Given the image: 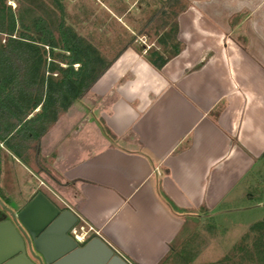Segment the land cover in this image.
<instances>
[{"label":"crops","instance_id":"crops-1","mask_svg":"<svg viewBox=\"0 0 264 264\" xmlns=\"http://www.w3.org/2000/svg\"><path fill=\"white\" fill-rule=\"evenodd\" d=\"M181 1L178 53L154 69L124 46L92 94L109 97L112 138L77 139L57 164L68 210L128 264H160L180 233L182 261L205 264L192 214L264 209V0Z\"/></svg>","mask_w":264,"mask_h":264},{"label":"trees","instance_id":"trees-1","mask_svg":"<svg viewBox=\"0 0 264 264\" xmlns=\"http://www.w3.org/2000/svg\"><path fill=\"white\" fill-rule=\"evenodd\" d=\"M5 2L0 0V144L26 166L30 144L47 132L112 60H106L96 46L66 23L58 0H51V5L42 0H19L13 10ZM159 2L156 44L143 54L154 69H160L181 48L176 39V16L184 3ZM103 133L112 138L107 130ZM162 199L169 210L177 212L168 199ZM249 230L256 233L249 249L254 258L249 263L264 264V219ZM238 246L241 255L248 250Z\"/></svg>","mask_w":264,"mask_h":264},{"label":"rangeland","instance_id":"rangeland-1","mask_svg":"<svg viewBox=\"0 0 264 264\" xmlns=\"http://www.w3.org/2000/svg\"><path fill=\"white\" fill-rule=\"evenodd\" d=\"M18 1L6 0L5 3L13 10ZM42 1L46 5H51V0ZM58 2L63 8L66 23L96 46L106 60L113 62L126 45L141 53L150 45L156 44L155 26L159 22L158 12L161 8L159 0H58ZM54 52L58 50L54 49ZM59 65L64 66L63 63ZM94 83L57 116L37 142L30 144L26 151L28 158L26 166L13 158L0 144V207L6 212L7 218L16 214L37 193L44 195L59 210L67 208L68 203L65 199L69 194L59 181L60 168L57 164L61 163L62 157L64 158L71 150L70 147L74 146L73 141L78 139V142L82 143L84 138L89 137L96 143L102 139L103 127L99 111L109 97L92 95L101 94L102 91ZM252 202L251 205L256 204ZM198 213L202 219H193L197 214H192L189 220L190 229L188 228L187 232L190 233V239L196 241L199 239L201 245L206 244L199 247V249L205 247V251L200 252L206 259L203 263L215 264V261L223 257L222 262H217L220 264L235 256L236 259L242 260V264H250L254 256L249 250V241L255 232L250 231L248 225L263 219L264 209L259 211L254 208L236 214H218L212 220H206L203 218L205 214ZM202 224L222 230L214 228L213 233L206 232L203 228L205 225ZM242 234H246L247 237L244 236L240 241ZM181 238L182 233L177 241L171 244L169 255L160 264H188L182 261L184 256L187 260L188 255L184 254L185 251L180 247ZM236 242L240 247L248 249L242 254V258H239L242 255L239 246L235 245ZM197 248L192 247L193 250ZM190 252L195 253L192 250ZM34 254L27 252V257L36 263L37 256Z\"/></svg>","mask_w":264,"mask_h":264},{"label":"water","instance_id":"water-1","mask_svg":"<svg viewBox=\"0 0 264 264\" xmlns=\"http://www.w3.org/2000/svg\"><path fill=\"white\" fill-rule=\"evenodd\" d=\"M15 219L27 234L30 252L39 256V264H128L98 237L77 246L67 234L75 215L69 210L59 212L41 193L35 194ZM0 264H34L8 220L0 221Z\"/></svg>","mask_w":264,"mask_h":264},{"label":"built area","instance_id":"built-area-1","mask_svg":"<svg viewBox=\"0 0 264 264\" xmlns=\"http://www.w3.org/2000/svg\"><path fill=\"white\" fill-rule=\"evenodd\" d=\"M67 234L77 246H82L89 239L97 237V232L78 218H76L75 223L69 228Z\"/></svg>","mask_w":264,"mask_h":264},{"label":"flooded vegetation","instance_id":"flooded-vegetation-1","mask_svg":"<svg viewBox=\"0 0 264 264\" xmlns=\"http://www.w3.org/2000/svg\"><path fill=\"white\" fill-rule=\"evenodd\" d=\"M27 203V202H26ZM25 203V204H26ZM24 204V205H25ZM23 205V206H24ZM53 205V204H52ZM22 206V207H23ZM54 206V205H53ZM21 207V208H22ZM59 212L60 211H62V210H68V208H65V209H62V210H59L56 206H54ZM20 208V209H21ZM19 209V210H20ZM18 210V211H19ZM17 211V212H18ZM17 214V213H16ZM16 214H12L11 215V218H7V216H6V212L4 211V209L2 208V207H0V221L1 220H8V221H10L13 225H14V227H15V229L17 230V232L19 233V235L21 236V238H22V240H23V243H24V250H25V253H26V255H27V252H29V253H31L30 252V245H29V240H28V237H27V234L25 233V231L22 229V227L17 223V221H16V219H15V215ZM34 255H36L37 256V259H36V263H34L33 262V260H31L29 257V259L34 263V264H39V261H38V258H39V256L37 255V254H34ZM28 256V255H27Z\"/></svg>","mask_w":264,"mask_h":264}]
</instances>
